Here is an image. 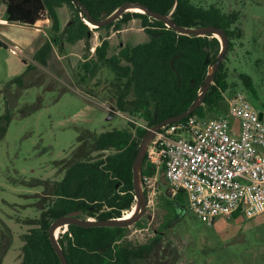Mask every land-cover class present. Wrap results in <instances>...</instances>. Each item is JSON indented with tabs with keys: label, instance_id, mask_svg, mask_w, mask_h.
Here are the masks:
<instances>
[{
	"label": "trees",
	"instance_id": "1",
	"mask_svg": "<svg viewBox=\"0 0 264 264\" xmlns=\"http://www.w3.org/2000/svg\"><path fill=\"white\" fill-rule=\"evenodd\" d=\"M5 5V20L8 23L34 26L41 20L51 21L49 36L35 52L33 60L42 68L52 72L49 55L55 47L59 54L64 52V44L73 45L90 38L89 26L78 7L70 0H1ZM94 21L106 18L125 2H137L151 11L162 15L171 14V19L180 27L199 28L213 26L224 31L228 40L240 39L242 32L236 26L239 12H223L220 8H202L190 0H78ZM66 5L72 12L68 23L59 28L55 9ZM46 12V17L44 13ZM130 18L139 19L141 29L148 41L135 46L120 47L116 54L108 56L109 43L103 40L95 47L91 57L84 56L79 64L76 79L83 84L85 93L101 97L111 108L126 118L127 126L83 137L76 152L78 159H72L66 167L63 178L51 184L47 201L37 220L27 219L24 224L32 226L22 235L19 264H60L49 244L47 230L53 220L73 211H81L84 219L94 221L120 219L134 206L131 166L140 139L147 129L166 119L185 112L198 95L208 68L215 63L220 45L213 36L192 37L177 34L162 22L141 13H123L121 17L94 32L120 26ZM0 47H7L0 42ZM233 44L229 41V49ZM24 71L14 77L0 91L4 113L0 115V139L6 133L11 120L10 109L18 90H26L43 84L46 74L35 65L21 60ZM101 70L106 71V82L90 83ZM111 76V77H110ZM110 77V79H108ZM242 85L252 91L250 79L239 75ZM104 83V81H103ZM228 82L224 62L217 68L202 105L189 116L215 118L226 113L227 96L235 92ZM16 88L14 94L11 89ZM101 87V88H100ZM50 88V87H49ZM3 94V95H2ZM114 118L116 114H109ZM211 119V118H206ZM213 119V118H212ZM144 123L145 128L137 124ZM90 140L85 143V140ZM99 153L94 159L91 153ZM156 167L144 159L142 177H153ZM46 185V182L44 183ZM182 192H164L161 202L165 210L166 225H172L176 214L178 195ZM238 216L234 214L232 217ZM132 227H142L140 219ZM129 228H82L70 225L58 238L68 264H149L158 256L164 237V226L153 232V237L144 244L134 245L126 241ZM11 244L8 228L1 225L0 264Z\"/></svg>",
	"mask_w": 264,
	"mask_h": 264
},
{
	"label": "rangeland",
	"instance_id": "2",
	"mask_svg": "<svg viewBox=\"0 0 264 264\" xmlns=\"http://www.w3.org/2000/svg\"><path fill=\"white\" fill-rule=\"evenodd\" d=\"M190 1L202 8L215 6L225 13L239 12L236 26L241 29V38L228 40L233 47L228 48L222 61L228 82L234 85L228 92L233 89L242 92L252 107L264 115V0ZM55 11L59 28L63 29L72 12L66 5ZM46 15L45 12L44 17ZM1 17H5L2 6ZM50 28L48 19L37 22L35 27L16 24L0 28V41L7 46L6 49L0 47V91L23 73L22 59L46 74L40 86L18 91L11 89L12 94L17 91V95L10 109L12 115L6 133L0 139V235L4 224L10 231L11 244L1 264H19L21 237L32 228L24 222L39 218L40 209L52 200L46 197L49 187L63 178L72 159L79 158V152H76L80 146L79 135H99L127 126L125 116L118 113L106 121V117L113 114L106 110L112 109L109 103L101 97L87 95L85 85L77 81L76 74L84 56L91 57L103 40L109 43L108 56L116 54L125 45L135 46L148 41L139 19L130 18L120 26V31L110 28L94 32V27L89 26L88 41L73 45L65 43L63 54L55 47L52 49L50 72L33 60L35 52L49 36ZM28 42L29 48L23 49ZM12 46L21 48L19 54L10 51ZM240 74L250 79L252 91L242 85ZM106 78V71L101 70L90 88L96 82L105 84ZM1 98L0 115L4 113ZM206 118L215 117L209 114ZM229 123L230 129L237 131V122L229 119ZM137 124L145 127L141 121ZM89 142L85 140V143ZM97 155L99 153L93 152L89 158L94 159ZM154 178V185L144 188L147 207L141 218L142 227H129L125 239L134 245L144 244L153 237L156 229L164 226L160 251L149 264H264V213L253 218L218 217L212 223H206L187 209L185 198L179 194L175 200L178 217L172 225H166L161 197L170 188L161 170ZM131 210L124 216L131 214ZM66 230L67 226L60 228L57 239Z\"/></svg>",
	"mask_w": 264,
	"mask_h": 264
},
{
	"label": "built area",
	"instance_id": "3",
	"mask_svg": "<svg viewBox=\"0 0 264 264\" xmlns=\"http://www.w3.org/2000/svg\"><path fill=\"white\" fill-rule=\"evenodd\" d=\"M10 51L20 52L15 46ZM225 102L221 117L188 116L158 130L144 158L162 171L172 192L184 194L187 209L206 223L234 214L253 218L264 213V115L259 118L240 91ZM229 119L237 122V131L230 129ZM153 181L154 176L142 177L145 189Z\"/></svg>",
	"mask_w": 264,
	"mask_h": 264
},
{
	"label": "water",
	"instance_id": "4",
	"mask_svg": "<svg viewBox=\"0 0 264 264\" xmlns=\"http://www.w3.org/2000/svg\"><path fill=\"white\" fill-rule=\"evenodd\" d=\"M73 5L79 8L81 15L85 18L86 22L93 25L94 28H102L113 22L117 21L123 13L129 12L133 9H138L139 13L148 16L149 18L162 22L167 28L172 29L174 32L184 36H192V37H207L213 36L219 42L220 49L216 56L215 63L208 68L207 74L204 78V82L198 91V95L193 101V103L187 108L185 112L182 114L166 119L164 121L155 124L151 128L147 129L146 133L140 139L137 151L135 153L132 166H131V179L134 193V206L131 210V216L125 218L124 216L120 219H108V220H100L94 221L89 219L81 218V211H73L67 213L66 215L60 216L57 219L53 220L47 230V235L49 239V244L52 247L54 253L57 255L60 264H68L65 258V255L58 244V239L56 236V231L62 227H68L70 225L78 226L82 228H90V227H105V228H129L135 223H137L144 215L146 207H147V197L144 192V186L142 183V167L146 154V150L149 147L150 143L153 141L155 137V133L163 128L166 125L178 122L185 117L191 115L195 110H197L203 102V99L213 82L214 74L219 67L220 63L223 61L224 57L227 54L229 48V41L223 30L213 27H199V28H184L178 26L171 19V14L162 15L160 13L154 12L146 8L144 5L137 2H125L121 4L112 14L107 16L104 19L94 21L85 7L78 0H70ZM136 13V12H135ZM87 25V24H86ZM88 26V25H87ZM262 117V113H259V118ZM112 116L108 115L106 117V121H110ZM150 219V217H148Z\"/></svg>",
	"mask_w": 264,
	"mask_h": 264
},
{
	"label": "crops",
	"instance_id": "5",
	"mask_svg": "<svg viewBox=\"0 0 264 264\" xmlns=\"http://www.w3.org/2000/svg\"><path fill=\"white\" fill-rule=\"evenodd\" d=\"M0 6H2V13L4 14L5 16V5L3 3H0ZM8 25H16V24H12V23H8L6 20H5V17H1L0 18V28H3V27H7ZM37 25V23L33 26L35 27ZM0 32H2L0 30ZM5 45V44H4ZM29 42L26 43L23 47V49H28L29 48ZM6 46V45H5ZM7 47V46H6ZM19 50H21V48H18Z\"/></svg>",
	"mask_w": 264,
	"mask_h": 264
},
{
	"label": "bare ground",
	"instance_id": "6",
	"mask_svg": "<svg viewBox=\"0 0 264 264\" xmlns=\"http://www.w3.org/2000/svg\"><path fill=\"white\" fill-rule=\"evenodd\" d=\"M131 11H135V12H137V13L141 12V11H139L138 9H133V10H131ZM86 24L88 25L89 23L86 22ZM89 26L92 27L93 25L89 24ZM93 27H94V26H93ZM130 216H131V214H129V215H127V216H124V217H125V218H128V217H130ZM57 232H58V230L56 231V234H57Z\"/></svg>",
	"mask_w": 264,
	"mask_h": 264
},
{
	"label": "flooded vegetation",
	"instance_id": "7",
	"mask_svg": "<svg viewBox=\"0 0 264 264\" xmlns=\"http://www.w3.org/2000/svg\"><path fill=\"white\" fill-rule=\"evenodd\" d=\"M88 25H89V24H88ZM81 218H83V214H82Z\"/></svg>",
	"mask_w": 264,
	"mask_h": 264
}]
</instances>
